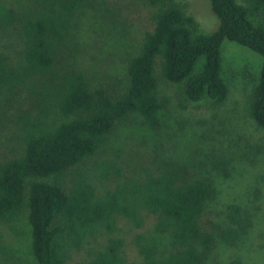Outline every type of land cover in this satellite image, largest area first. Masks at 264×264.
<instances>
[{
	"label": "trees",
	"instance_id": "16d2710c",
	"mask_svg": "<svg viewBox=\"0 0 264 264\" xmlns=\"http://www.w3.org/2000/svg\"><path fill=\"white\" fill-rule=\"evenodd\" d=\"M91 2L34 0L8 14V35L15 43L0 52V96L23 91L27 104L7 112L0 126L10 150L0 153V221L27 211L37 264H66L72 252L86 247L83 264H227L220 249H236L248 260L260 244L254 243L257 237L262 240L257 249L264 247L261 193L243 192L217 208L223 197L217 179L230 173L224 162L184 166L146 156V162L134 160L126 170L103 162L96 171L114 183L101 194L77 166L96 155L116 124L133 116L149 131L160 129L165 102L158 95L157 68L166 82L181 86L186 101L222 104L228 94L224 40L262 58L248 112L264 131V24L253 23L237 0H209L218 27L196 34L193 20L173 0H144L153 28L127 58L122 84L92 89L69 62L75 47L67 54L75 15ZM247 2L256 13L264 10V0ZM143 213L154 216L158 238L139 244L140 261L128 262L117 221L138 228ZM236 261L230 264H246Z\"/></svg>",
	"mask_w": 264,
	"mask_h": 264
},
{
	"label": "rangeland",
	"instance_id": "374dc122",
	"mask_svg": "<svg viewBox=\"0 0 264 264\" xmlns=\"http://www.w3.org/2000/svg\"><path fill=\"white\" fill-rule=\"evenodd\" d=\"M32 1L0 0V52L15 43V38L8 35L11 31L9 12L22 10ZM173 1L193 20L194 33L205 35L217 29L218 21L211 12L209 0ZM237 2L249 9L253 23L264 24L263 9L256 13L247 0ZM150 14L144 0H92L89 7L75 15L67 54L75 47L76 52L70 56L69 62L85 74L92 89L111 90L122 84L127 58L136 52L144 33L153 28ZM221 58L222 78L228 94L219 105L207 100L197 104L186 101L181 86L166 82L157 68L158 95L165 102L160 129L149 131L133 116L129 121L116 124L96 155L77 166L92 178L98 194L114 183L113 177L102 179L96 171L103 162L110 161L124 170L126 166L131 168L134 160L146 162V156L165 162L178 161L184 166L192 162L205 165L210 161L224 162L230 172L228 177L223 180L213 175L223 196L216 207L220 209L243 192L258 191L261 193V211L264 212V162L260 153V148L264 147V131L255 126L248 112L262 58L227 40L221 45ZM202 62V58L198 60L194 73L200 71ZM25 98L23 91L0 96V126L7 112L11 113V109L21 104L22 108L26 106ZM3 126H6L4 122ZM4 134L0 128V136L3 135L0 137V153L9 154ZM142 217V226L138 228L126 219L117 221L116 236L123 242L122 252L128 262L140 261L139 244L158 238L154 232V216L143 213ZM254 241L260 244L251 248L248 260L240 258L236 249H220L218 253L227 264L235 260L263 264L264 247L257 249L262 240L257 237ZM87 251L88 247L72 252L66 264H83L88 259ZM0 264H37L31 253L25 209L13 221H0Z\"/></svg>",
	"mask_w": 264,
	"mask_h": 264
}]
</instances>
